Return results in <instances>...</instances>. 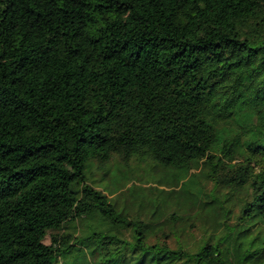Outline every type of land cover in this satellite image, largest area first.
Masks as SVG:
<instances>
[{
    "label": "trees",
    "instance_id": "1",
    "mask_svg": "<svg viewBox=\"0 0 264 264\" xmlns=\"http://www.w3.org/2000/svg\"><path fill=\"white\" fill-rule=\"evenodd\" d=\"M0 264H264V0H0Z\"/></svg>",
    "mask_w": 264,
    "mask_h": 264
},
{
    "label": "rangeland",
    "instance_id": "2",
    "mask_svg": "<svg viewBox=\"0 0 264 264\" xmlns=\"http://www.w3.org/2000/svg\"><path fill=\"white\" fill-rule=\"evenodd\" d=\"M152 163L149 161H139L137 159H131L128 165L124 164L118 157H115L114 160L110 163V173L107 177L101 176V172L93 168V176L94 180L97 181V187L102 190H106L108 194L111 192L118 191V186L121 189V193L117 195H111L112 198L118 199L120 208L129 205L130 209L133 212H139V208L137 206L136 201H149L154 200L155 195L152 194L153 190L155 193L159 189H169V185L166 184L169 180V176L166 174H161L159 168L151 170ZM165 180V183L159 185L157 180L159 179ZM123 186V188H122ZM136 189L134 193L129 191V189ZM116 196V197H115ZM128 200H132L133 206ZM175 210V207L171 205L166 210L169 215L171 212ZM147 212V213H145ZM142 213V216H149V209ZM177 212V211H174ZM145 213V214H144ZM176 214H181L177 212ZM177 216V215H175ZM186 217V215H185ZM193 219V218H192ZM191 218L188 219L191 230L195 234L198 233V227L200 223L195 220L193 221Z\"/></svg>",
    "mask_w": 264,
    "mask_h": 264
}]
</instances>
